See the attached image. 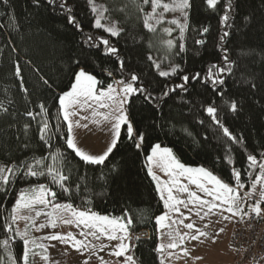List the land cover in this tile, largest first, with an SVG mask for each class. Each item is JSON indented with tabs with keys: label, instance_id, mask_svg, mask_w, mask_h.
I'll list each match as a JSON object with an SVG mask.
<instances>
[{
	"label": "trees",
	"instance_id": "obj_1",
	"mask_svg": "<svg viewBox=\"0 0 264 264\" xmlns=\"http://www.w3.org/2000/svg\"><path fill=\"white\" fill-rule=\"evenodd\" d=\"M227 2L219 0L210 8L205 0H190L181 35L179 27L166 34L162 24L153 20L155 32L145 27L151 5L143 0H94L107 9L104 23L118 28V34L112 35L104 26H96L88 0H7L6 4L0 0V163L16 166L44 157V163L51 164L49 153L60 149L62 171L68 176L64 188L69 189L65 191L51 176H28L20 168L10 185L0 187V240L19 192L46 184L57 194L53 203H70L78 210L126 221L131 218L128 232L133 246L128 253L136 264H162L156 251V217L164 212V205L146 166L155 144L170 148L180 163L208 169L230 185L236 184L233 169L241 172L245 188L253 182L259 169L249 167L247 156L256 155L258 161L264 156V0H231L230 19L224 24ZM225 32L228 35L221 40ZM167 39L173 40L172 48L163 43ZM103 40L118 51L109 53ZM17 64L20 76L15 75ZM78 67L96 76L98 87L127 80L133 73L139 77L135 85L144 86L153 97L136 93L125 105L135 137L144 135L139 148L124 124L117 146L103 164L85 162L67 147V122L58 97L70 88ZM221 67L225 71L220 72ZM210 68L217 76L214 80L223 83L212 82ZM163 70L169 75L160 76ZM197 73L199 77L192 79ZM185 75L187 83L182 79ZM181 84L183 88L177 87ZM40 104L47 112L35 115ZM209 106L217 109L215 119L206 111ZM28 111L34 118L25 115ZM43 120L49 123L53 148L40 139ZM223 127L239 143L226 136ZM17 228L22 232L18 222L13 225ZM9 248L16 264H21L23 239L16 236ZM0 258L8 264L2 247Z\"/></svg>",
	"mask_w": 264,
	"mask_h": 264
},
{
	"label": "snow or ice",
	"instance_id": "obj_2",
	"mask_svg": "<svg viewBox=\"0 0 264 264\" xmlns=\"http://www.w3.org/2000/svg\"><path fill=\"white\" fill-rule=\"evenodd\" d=\"M89 4L92 6V11L97 13L95 24L97 27H101V20L104 18L103 13L107 11L102 5H96L94 0H88ZM206 4L210 8H215L219 0H205ZM4 3H7V0H4ZM144 4L151 5V12L145 13L144 25L150 31L155 32L157 29L154 27L150 20H154L156 24H161L163 22L164 12L168 11H179L181 16L184 18V23H181L179 19L173 18L168 23L177 25L180 29L181 35H183V31L187 26V17L188 12L187 9L190 8V0H171V3H163L162 0H143ZM139 8V5H137ZM162 8L163 12L157 13V9ZM231 0H228L224 15L221 18V22L224 24H228L231 14ZM143 11V9H139ZM70 22H75V17L70 18ZM79 27V25H77ZM106 31L110 32L112 35L118 34V29L115 25L108 27ZM163 31L167 34H170L173 29L172 28H164ZM204 32H207L208 29L204 28ZM228 35L227 32L224 33L223 36L220 37L223 40ZM92 37H88V40H91ZM87 42V41H86ZM169 48H172L174 45L173 40L167 39L164 40ZM196 43H203V41H196ZM103 44L108 46L107 51L111 54H115L118 50L115 47L109 46L108 40H103ZM180 48L183 49V44L180 45ZM226 51V50H225ZM151 59V57H149ZM224 60L228 61L227 55L224 56ZM159 68V64L156 65ZM176 67L172 68V71L175 72ZM216 65H212V68H216ZM121 68H123V61H121ZM212 68L209 69V78L212 77ZM229 71L231 69H228ZM38 71V70H37ZM220 72L225 71L224 68L219 69ZM15 75H21L20 66L17 64L15 66ZM109 76L112 75L111 72L108 73ZM160 76H168L169 72L160 71ZM199 73L192 77V79H196L199 77ZM73 82L68 90L63 91L59 97V106L60 111L62 113V118L67 122V135H66V145L68 148L73 149L77 156L81 157L85 162H90L94 164H103L109 154L113 151V149L117 146L119 138H120V128L121 125H126L127 134L129 138H134V128L130 121H128V116L125 110V105L128 103V97L133 94L140 93L145 95V99H153L151 95L148 93V89L144 86H136L134 82L139 80V77L136 74H131L130 77L125 80L121 79L119 81H115L117 85L121 86L118 88L113 87V84H108L107 87H97L100 82L97 80L96 76L86 71L84 68H79L73 72ZM22 79V78H21ZM43 83L45 85L49 84L47 79L41 77ZM185 83L188 82L189 77L187 75L182 77ZM213 83H223L222 80H213ZM254 86V85H253ZM177 87L183 88L184 84L177 85ZM27 91V89H25ZM168 93L165 92L164 95ZM105 101H111L115 104V108L112 109V112L108 115H104L106 120H109L111 123V132L112 138L110 143L108 144L107 149L100 155H91L83 151L81 148L77 146L75 143V137L73 134L74 124L76 126L80 125V120H73V117L79 116V111L77 109H83L86 105L88 108H92L93 105H99L100 108H110L111 105L106 103ZM2 107V105H0ZM40 112L35 115H40L41 113H46L47 109L43 104H40ZM231 108L233 111L237 109V105L235 102L232 103ZM7 111V109H3ZM206 111L208 114L213 116L215 119V113L217 109L213 106H209ZM98 113L93 112V115H97ZM25 115L34 118V113L32 111H28ZM59 119V117H58ZM81 119L86 120L87 117H81ZM216 123L219 124V120H216ZM28 125H25V129H27ZM87 127V125H84ZM58 130V129H57ZM223 132L226 136H228L233 142L239 143L237 137L233 136L227 127H223ZM40 139L45 142V144L49 148H53L51 144V136L49 135V123L47 120H43L41 122V127L39 129ZM137 142L135 146L137 148L140 147V144L144 140L143 133H140L138 137H135ZM49 157L52 161L51 164H45V158L41 157L39 159L34 158L32 163H23L16 166L11 165H0V187L8 186L12 182V177L17 175L20 168L25 169L24 174L32 177L41 176H51L53 182L59 183L62 188H64V182L68 180V176H66L62 171V161L63 155L60 152V149H56L55 151H51L49 153ZM149 162L148 172L149 175L152 176L153 180L157 181V190L160 193L161 200L164 202V206L166 209L170 211H174L178 213L180 216H183L184 219H188L184 213L181 212L180 207L183 205L185 209L192 211L189 209V205H199L201 208H207V211L204 215H208L213 209H220L222 205H227V211L229 213L238 214L243 213V215H248V212H244L241 207L244 196L251 198L252 193L245 192L244 196H241L239 189L245 187V185L241 182V172L239 170L233 169V176L236 181V185L232 186L229 183L222 180L220 177L215 175L213 172L205 169L203 167L199 168H191L186 167L184 164L180 163L179 160L172 154V150L167 147H161L160 144H155L151 148V153L146 157ZM247 161L249 162L250 168H258L259 172L255 175L252 182V192L256 191V185L260 184V199L256 200L254 204L248 205V208L251 213H255L257 216L261 215L264 212V209L261 208V200H264V156L260 158L258 161L257 156L253 154H249L247 156ZM40 165H44L43 168H40ZM155 168H159L166 172L171 180L169 181H161L160 177L154 171ZM187 175L191 184L197 186L202 193L207 197H211V199H205L204 196H200L195 191H191L186 184H183L180 180V177ZM174 189L177 190L181 194H186V198H180L174 194ZM65 191L69 189L64 188ZM167 193V197L165 198L164 193ZM56 192L53 191L46 184H37L29 187L28 189H23L19 192L18 197L15 200V203L12 205L11 211L8 215L7 220L3 225V229L5 232V236L2 240H0V247H2L7 252V260L8 264H16V259L12 256L11 250L9 248L10 243L15 239L16 236H19L23 239L24 251L21 257V264H29V245L31 244L33 248L44 249L43 244H38L36 239H29V230L28 225L31 224L33 227H38L39 229H43L46 227L45 224L41 223L36 225L35 218L45 214L49 217H52L54 213L57 211L62 212H70L71 216L75 218L78 225H83L84 229H88V231L81 232L82 236H93L99 239L101 235L107 237L109 241L118 240L120 241L118 244L114 246V250L111 254L116 257L124 256L123 264H136V260L132 255H126L128 252L130 245L125 243L126 239H130L128 237V226L132 223L131 218L127 219V222H122L124 220L123 217H114L109 218L106 215H100L93 211L88 210H77L70 203H53L52 201L56 197ZM51 198V199H50ZM51 207L53 209L52 212L42 213V208ZM21 210H27L29 214L24 215L21 213ZM34 213V215H32ZM199 215V211L196 212ZM168 212H165L162 215L156 217L157 224L161 227H164L163 222L168 219ZM203 219V217H201ZM24 220L26 221L25 229L21 232L18 228L13 229V225L16 224L17 221ZM66 224L73 223L71 219H65L63 221ZM172 223H176V220L171 221ZM180 224H183V219L178 221ZM52 227H55L56 221L52 219L49 221ZM184 227L187 229H194V223L184 224ZM197 231V236H193L192 239H197L198 236L206 235V233ZM223 231V229H221ZM15 232V235H13ZM117 233H123V235H117ZM169 237H172V233H167ZM184 235L179 236L180 243H183ZM42 239H51V240H61L67 242L69 239L74 241L73 246L78 248H87L84 240H77L72 233H68L67 236L56 234L51 236L42 237ZM93 247H95L93 245ZM106 247V246H102ZM167 248H175L177 247L176 243H169ZM165 248V245L161 244L157 247L156 251L160 252ZM118 249V250H117ZM186 252V250H185ZM34 254V253H33ZM47 259V257H44ZM103 258H101L102 260ZM0 264H4V258H0ZM87 264V261H85ZM163 264V261H162Z\"/></svg>",
	"mask_w": 264,
	"mask_h": 264
},
{
	"label": "rangeland",
	"instance_id": "obj_3",
	"mask_svg": "<svg viewBox=\"0 0 264 264\" xmlns=\"http://www.w3.org/2000/svg\"><path fill=\"white\" fill-rule=\"evenodd\" d=\"M163 3H171L163 2ZM101 5V4H100ZM163 12L162 8L157 9V13ZM97 16V13H96ZM104 16V13H103ZM164 19L161 23L160 27L162 30L164 28H172L174 33L177 31L178 26L168 23L173 18L179 19L181 23H183V17L179 11H168L163 13ZM96 19V17H95ZM104 18L101 20L102 26L106 29L108 27L113 26L112 23H104ZM152 22H155L154 20ZM164 23V24H163ZM116 27V26H115ZM117 28V27H116ZM118 29V28H117ZM180 31V30H179ZM167 34V33H166ZM165 71V70H163ZM213 73V72H212ZM218 75V74H217ZM209 77V74H208ZM216 74H213L211 79H216ZM220 79V78H219ZM73 82V81H72ZM113 84V87L118 88L121 87L116 83ZM98 87V85H97ZM107 87V86H106ZM105 87V88H106ZM111 105L110 108H100L99 105H93L90 109L86 105L83 109H77L79 111V116L73 117V120H80V125L76 126L74 124L73 134L80 135L83 131L79 130L81 124L92 123V138L91 141L95 148L100 147L103 149L107 144V134L105 131H101L105 126L107 128L105 130H109L108 133H111V123L109 120L104 118V115H108L112 112V109L115 108V104L111 101H105ZM125 107V106H124ZM126 110V108H125ZM93 112L98 113L97 115H93ZM104 114V115H100ZM86 116L87 119H81V117ZM79 130V131H78ZM159 144V143H157ZM173 154V153H172ZM0 165H3L0 163ZM147 165V164H146ZM148 166H150L148 164ZM186 166V165H185ZM191 168H199L186 166ZM160 171L161 169L155 168L154 171ZM180 180L183 184H186L191 191L197 192L198 195L204 196L205 199H211V197L205 196L204 193L197 188L196 185L191 184L187 175L180 177ZM236 185V184H235ZM232 185V186H235ZM247 188L239 189L240 192L246 191ZM63 204V203H62ZM249 204H246L243 200L241 207L244 211L248 208ZM197 208V207H195ZM227 205H222L220 209H213L208 215H204L207 211V208H203L202 212H199V215L196 214L198 210H192V219L191 223H194V229H187L184 227L183 231L184 235L183 243H180L179 237H177L176 243L177 247L175 248H167L166 246L169 244L168 237L162 238L160 245H165V248L160 251V255L164 259L167 260L166 264H234L236 261V255L233 251L230 239L232 236L234 222L236 217L242 215V213L233 214L229 213L227 210ZM42 213L52 212L53 209L51 207L42 208ZM78 210V209H77ZM21 213L24 215L29 214L27 210H21ZM34 215V213H32ZM101 215V214H100ZM108 216L110 219L114 218L113 216ZM203 217V219H201ZM55 219L56 224L55 227H52L49 223L50 220ZM65 219L73 220V223L66 224L63 221ZM19 228L23 231L25 229L26 221L19 220L17 221ZM36 225L41 223L45 224L46 227L43 229H39L38 227H33L31 224L28 225L29 230V239H36L38 244H43L44 249L33 248L30 244V252H29V264H123L124 256L116 257L111 254L114 250V246L118 244L120 241L112 240L109 241L107 237L101 235L99 239L93 236H85L81 235V232H87L88 229H84L83 225H78L75 218L71 216L70 212H62L57 211L54 213L52 217H49L45 214H42L39 217L35 218ZM122 222H127L125 219ZM189 222V223H190ZM206 233V235L198 236L197 239H192L193 236H197V231ZM223 229V231H221ZM68 233H72V235L77 240H84L87 248H78L74 247V241L69 239L67 242L61 240H51V239H42V237L61 234L67 236ZM117 235H123V233H117ZM130 239H126L125 241H131V235L129 236V232L127 233ZM124 241V242H125ZM93 245L95 247H93ZM106 246V247H102ZM25 247V246H24ZM118 250V249H117ZM186 250V252H185ZM34 253V254H33ZM129 255V253H125V256ZM47 257L45 259L44 257ZM101 258H103L101 260Z\"/></svg>",
	"mask_w": 264,
	"mask_h": 264
},
{
	"label": "built area",
	"instance_id": "obj_4",
	"mask_svg": "<svg viewBox=\"0 0 264 264\" xmlns=\"http://www.w3.org/2000/svg\"><path fill=\"white\" fill-rule=\"evenodd\" d=\"M261 185H256V191L252 192V183L247 187L245 192L252 193L251 198L244 196L246 204H254L260 199ZM261 208L264 209V200H261ZM241 215L235 219L230 244L237 256L234 264H264V212L257 216L251 213ZM133 246V243H129Z\"/></svg>",
	"mask_w": 264,
	"mask_h": 264
},
{
	"label": "crops",
	"instance_id": "obj_5",
	"mask_svg": "<svg viewBox=\"0 0 264 264\" xmlns=\"http://www.w3.org/2000/svg\"><path fill=\"white\" fill-rule=\"evenodd\" d=\"M84 125H87V127H84ZM92 128H93V124L92 123H87V124L84 123V124H81L79 130L83 131V133L80 134V135H74V137H75V143L77 144V146L79 148H81L83 151H85L88 154H91V155H100V154H103V152L107 149L108 144L110 143V140L112 138V132L111 133H108L109 130H105L107 128V126H105L104 129H102L101 131H105L106 134H107V137H109V138H107V144H106V146L103 149H101L100 147L95 148V146L93 145V142L94 141L93 142L91 141V138H92V135H93V134H91ZM161 147L163 148V147H166V146H162L161 145ZM150 153H151V151H150ZM148 164H149V162L147 161V165H146L147 166V170L149 168ZM194 167H199V166H194ZM155 172L160 177L161 181H169V180H171V177L166 172H164L163 170H160V171L155 170ZM151 178H152V176H151ZM153 181H154L155 186L157 188V181H155V180H153ZM158 193H159V191H158ZM241 193L242 192H240V194ZM174 194L177 195L180 198H186V194H181V193H179L175 189H174ZM164 195H165V198H166L167 197V193L165 192ZM159 196H160V193H159ZM241 196H242V194H241ZM162 202H163V200H162ZM163 205H164V202H163ZM179 207H180L181 212L184 213L189 218L188 219H184L183 216H180L178 213H176L174 211H170L169 209H166L165 206H164V212L162 214H164L165 212H168L169 218L166 219L163 222L164 227H161L160 225H158L157 224V221H156V224H157V247L160 245V242H161L162 238H164V237H166V238L168 237L169 243H171L172 241L173 242H177V237H179L178 234H180V235H183L184 234V231H183L184 224H187V223H189L191 221V219H192V211H189L188 209H185L183 207V205H181ZM195 207H197V208H195ZM189 209H192V210L195 209V210H198L199 212H202V209L203 208H201L198 204L197 205H191L190 204L189 205ZM246 211H247V209H246ZM246 211H244V212H246ZM180 219H183V224H180L178 222ZM173 220H176L177 222L176 223H172L171 221H173ZM169 232L172 233V237H169L167 235V233H169ZM130 235L131 234H129V236ZM125 243L129 244L130 242L125 241ZM130 247H129V249H131ZM162 260H163V258H162ZM167 260H168V258L166 260L164 259L163 264H166L167 263Z\"/></svg>",
	"mask_w": 264,
	"mask_h": 264
}]
</instances>
